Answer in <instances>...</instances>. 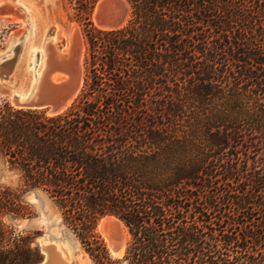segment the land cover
Returning <instances> with one entry per match:
<instances>
[{
    "label": "trees",
    "instance_id": "16d2710c",
    "mask_svg": "<svg viewBox=\"0 0 264 264\" xmlns=\"http://www.w3.org/2000/svg\"><path fill=\"white\" fill-rule=\"evenodd\" d=\"M86 20V81L49 115L0 101V264H39L26 192L43 189L96 264H264V0H127ZM128 229L113 258L99 221Z\"/></svg>",
    "mask_w": 264,
    "mask_h": 264
},
{
    "label": "rangeland",
    "instance_id": "374dc122",
    "mask_svg": "<svg viewBox=\"0 0 264 264\" xmlns=\"http://www.w3.org/2000/svg\"><path fill=\"white\" fill-rule=\"evenodd\" d=\"M19 1L28 6L33 5L34 8H32L33 10L36 9V13L40 10L41 14L46 16L47 23L44 26V30H40L41 36H39V33L36 31L34 37L35 39L28 41L27 34H29L28 32L30 31L31 27L29 22H27L30 15L28 11L25 10V5L21 4L20 7V5H17L16 0H0V2H2L0 5V51H4V54H0V101H8L12 104V97L10 95L11 91H13L12 89L15 87L19 88L21 86H25L30 82V80H33L35 73H38L41 70L40 67L44 68L43 63L45 61L44 56L47 54V46L53 43L52 45L57 47L55 51L60 53L61 50L63 51V49L65 50L67 48H64L65 45L68 43L71 44L70 31L73 25H77L83 37V66L86 81L87 70L85 63L88 44L83 32V26L85 24H82L86 20H83L79 17L77 10L78 4L76 1L54 0L53 3L52 1L46 0ZM100 1L101 0L98 1L95 8H97L98 4H100ZM21 8L22 17L20 18L19 14ZM95 8L92 10L91 20L97 27L101 28L97 25L94 19ZM129 9L125 24L129 19ZM56 27H60L58 28V31ZM56 33L57 38L55 40L54 38L56 37ZM15 36H17L16 39ZM12 38L14 40L10 45L11 47L9 46L11 48L10 49L8 47V43ZM37 52H39L41 55L39 59L37 57ZM15 54H17L16 58ZM21 183L20 171L13 169L0 152V184L16 187ZM40 190L41 189L31 190L25 194L26 199L31 203L34 210L31 217H7V223L11 229L17 233L21 232L23 234L33 236V245L40 247L44 257H46V254L42 250L43 246L55 245L56 250L61 253L60 257H63L62 259L64 260L63 262L65 264H83V259L85 256L90 258L91 264H96L89 253L85 250L80 239L75 235L72 229L67 227V225L64 223L60 210L54 201L48 197L51 200L50 205L47 202L46 197L40 193ZM53 210H55L54 213H57V215L53 214ZM104 218H107V216ZM104 218L99 221V233L105 241L110 255L113 258H117L111 254L109 240L101 230V223ZM126 231L128 241L129 231L127 227ZM63 251L65 253H63Z\"/></svg>",
    "mask_w": 264,
    "mask_h": 264
},
{
    "label": "water",
    "instance_id": "95a60500",
    "mask_svg": "<svg viewBox=\"0 0 264 264\" xmlns=\"http://www.w3.org/2000/svg\"><path fill=\"white\" fill-rule=\"evenodd\" d=\"M128 9L127 0H102L100 8H98L97 11V18L99 19L101 28L115 29L122 27L127 20ZM16 57L17 54H15V58ZM37 57L38 59L41 57L39 52H37ZM64 57H66V55H64ZM58 58L57 56L53 57L52 62H57ZM62 63L65 64V71L62 72V75L66 77L65 79L57 83L52 82L48 77L44 80L39 79L32 93L25 98H23L21 94L11 91L12 105L17 108L46 110L52 114L61 113L66 109L68 110L72 103L78 98L83 87V82H85L84 62L81 63L76 60H72V62L69 60L67 62V58H63ZM40 193L49 197L43 189L40 190ZM109 216H114L120 220L118 216ZM106 229L112 234L117 228H114L112 225H107ZM111 234H109L110 245L113 251L120 252L125 246L124 233L121 236L115 233L113 236H110ZM42 250L45 252L46 257H44L39 264H59V261L63 262L55 245L43 246ZM63 264L65 263L63 262Z\"/></svg>",
    "mask_w": 264,
    "mask_h": 264
},
{
    "label": "bare ground",
    "instance_id": "6f19581e",
    "mask_svg": "<svg viewBox=\"0 0 264 264\" xmlns=\"http://www.w3.org/2000/svg\"><path fill=\"white\" fill-rule=\"evenodd\" d=\"M46 1H52V3L54 2V0H46ZM16 2H17V5H20V7H21V4H23L19 0H16ZM101 2H102V0L100 1V4H98L97 8H95V11H94V19H95L97 25L100 27H101V24L99 23V19L97 18V11H98V8H100ZM1 4H2V2H0V5ZM23 5H25V4H23ZM128 6L130 8L129 3H128ZM32 7H33V5H29V6L25 5L24 6L25 10H27L29 15H30V17L28 18V21H27V22H29L30 27H31L30 31L28 32L29 34H27V37H28L27 40L28 41H30L31 39L32 40L35 39L34 37H35L36 31L39 33V36H41V31L44 30V26L47 23L46 16L42 15L40 10H39V12L36 13V9L33 10L34 7L33 8ZM19 15H20L19 17L21 18L22 17V8L20 9ZM56 28L58 31V28H60V27H56ZM31 34H33V35H31ZM55 35H56V37L54 39L56 40L57 33ZM13 38L8 43V47L13 42V40H14ZM16 38H17V36H15V39ZM82 39H83V37H82V33H81L80 29L77 27V25H73L71 27V31H70V43L71 44L68 43L67 45H65L64 48H66V47L67 48L65 50L63 49V51L61 50L60 53H57L55 51L57 47L53 46L52 45L53 43H51V44L49 43L50 44V45L48 44L49 46L46 45L47 46V48H46L47 54H46V56H44L45 57V61L43 63L44 68L40 67L41 70L38 73H35V75L33 76L34 77L33 80H30V82L28 84H26L25 86H21L19 88L15 87L12 90L21 94L22 97L25 98V97H28L32 93V91L34 90V87L37 85V81H39V79L44 80L46 77H48V78H50V80L52 82H56V83L61 81L62 79H65L66 77L62 75V72L65 71V69H64L65 64L62 63L63 58H67V62L69 60H70V62H72V60L73 61L74 60L80 61L81 63L84 62V48H83L84 42ZM38 45H40V44H38ZM3 52L4 51H0V54H4ZM64 55H66V57H64ZM21 56H22V54H21ZM56 56L59 57L58 61L52 62V58L56 57ZM51 63H52V65H51ZM11 84H13V83H11ZM48 113H49V115H53L51 112H48ZM45 197H46L47 202L51 205V200L46 195H45ZM53 209H54V207H53ZM54 211L55 210H53V214L57 215V213H54ZM107 225H112L114 228H117V229L115 231H113L111 234L106 229ZM101 230H102V233L104 235H106L108 240H109V234H111L110 236H113V234L115 233V234H118V236L119 235L121 236L124 233L125 246H124L123 250H121L120 252L119 251L115 252V251H113V248L110 245V248H111L110 251H111V254L113 256L119 257V258L123 257L125 250L127 248V235H126L127 231H126L125 225L116 217L108 216L107 218H104V220L102 221ZM109 243H110V241H109ZM58 253L61 254L60 252H58ZM63 253H65V252L63 251ZM59 264H63V262L59 261ZM83 264H91L90 258L88 256L84 257Z\"/></svg>",
    "mask_w": 264,
    "mask_h": 264
}]
</instances>
